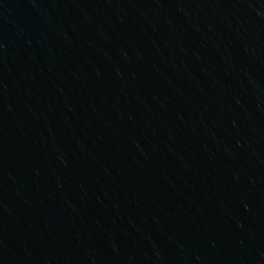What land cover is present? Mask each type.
Listing matches in <instances>:
<instances>
[{
  "label": "water",
  "instance_id": "95a60500",
  "mask_svg": "<svg viewBox=\"0 0 264 264\" xmlns=\"http://www.w3.org/2000/svg\"><path fill=\"white\" fill-rule=\"evenodd\" d=\"M0 264H264V0H0Z\"/></svg>",
  "mask_w": 264,
  "mask_h": 264
}]
</instances>
